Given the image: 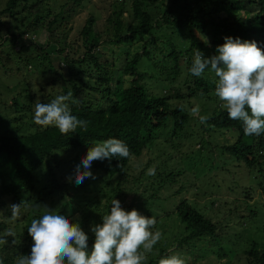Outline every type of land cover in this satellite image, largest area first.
Here are the masks:
<instances>
[{"label": "trees", "instance_id": "obj_1", "mask_svg": "<svg viewBox=\"0 0 264 264\" xmlns=\"http://www.w3.org/2000/svg\"><path fill=\"white\" fill-rule=\"evenodd\" d=\"M51 1L36 0L31 3L28 0H6L0 6V30L6 29L11 34L6 37L0 34V45L10 40L13 46L8 52L15 51L16 44H20L25 35L39 27L50 35L45 43H31L28 52L19 55L20 60L24 58L25 64L31 69H40L35 73L44 82L39 81L40 87L33 90L31 85L19 80L15 86L19 91L6 102L1 101L2 105L10 107L11 112L6 114L9 127L2 126L10 128L8 133H0V204L12 199L14 204L25 202L22 209L34 206L38 208V213L44 214L41 206L43 200L58 193L62 198L70 189L76 192L75 200L100 203V199L93 201L87 192L80 193L86 189L91 178H86L79 185L74 180L70 182L69 177L74 178L75 169L67 172L64 161L57 160L55 166L52 161L59 151L68 154L75 152L79 156L83 149L93 146L92 143L119 138L128 145L131 153L129 158L113 157L111 160L94 161L91 165L95 170V178L113 186L108 203L92 226L100 224L102 216L110 212L113 199L120 200L122 204L130 193L136 192L133 186L135 188L137 184H144L141 177L143 172L140 176L132 173L134 158L141 157L154 146L164 149L168 144V152L173 147L180 149L176 139L186 138L188 148L194 147L196 143L201 144L200 149L191 152L190 159L181 160L184 165L202 174V186L200 192L183 199L176 206L174 214L177 213L178 218L172 220L168 213L171 223L168 228H165V224H159L152 229L154 232L159 230L162 238L152 252L146 253L147 264H159L161 258L173 255L178 250L185 253L184 249L190 251L198 245L203 247L211 244L215 237L226 236V232L233 234L236 240L250 227L256 229V235L245 246L241 243L245 235L239 237L243 249L239 252L245 255L247 262L240 263L242 259L235 252L232 253L230 264H264V200H252L254 191L260 189L264 193V134L246 136L242 122L228 118L223 102L215 95L217 78L214 73L206 70L202 77H195L189 72L197 49L205 57L217 55V47L225 43V37L254 40L264 50V0H183L181 5H178L181 0H116L110 3L108 37L111 41L123 44L121 53L110 61L105 52L97 50L104 42V32L97 30L95 18L90 17L80 31L86 50L80 55L79 46L66 41L60 49V54L64 55L61 66L51 62L44 44L59 42L61 36L53 34V31L57 32L60 20L67 19L69 13L66 15L65 9H70L71 3L57 9ZM83 1L73 0L72 3L83 4ZM160 2L165 6L163 13L157 14L161 10H150V5L156 7ZM24 12H27V16H24ZM6 18L16 20L14 30L18 26L22 30L12 31V19L7 21ZM26 18H31L28 23ZM162 30L172 31L163 33ZM154 32L158 33L157 36H152ZM161 35L167 36L166 49L170 50L166 59L160 62L166 77L152 81L155 76L142 68V59H152L148 45L158 43L157 39ZM137 40L143 41V53L136 52L129 59L131 51L128 45L137 43ZM25 49L26 43L20 50L24 52ZM162 52L165 50L162 49ZM33 58L37 60L31 61ZM11 59L5 56L7 62ZM119 59L124 61L120 67ZM154 64L158 66L159 62L151 65ZM141 68L143 71H140ZM154 87L160 92L154 93ZM69 91L72 92V98L67 103L72 114L88 121L87 130L78 128L76 132L64 135L56 127L45 128L34 123L36 98L41 103H48L58 95H67ZM37 92H40L39 97ZM195 104L200 108V115H210V119L186 135L192 119L200 122L198 116L191 114ZM26 112L29 114L26 115ZM228 130L238 134L228 142L213 140L220 157L213 160V157L200 156L207 144L212 143V139H206L207 134L210 137L215 131ZM164 134L172 135L163 138ZM150 159L155 170L145 175L147 182L151 183L144 187L145 190L149 189L153 198L162 200L160 195L172 178L180 173L170 171L157 158ZM150 166L151 160L146 163V168ZM44 167L49 168V176L46 178L47 173H44V181H40L39 172ZM193 177L197 181L196 176ZM208 184L218 187L220 192L246 196V200H241L244 202L242 204L250 209L254 215L252 219L256 220L252 221L244 213L238 214L242 226L236 227L235 220L229 215L224 220L216 219L222 207L211 206L215 200L209 196L206 197L207 202L200 201L207 194L205 188ZM69 204L66 202V207ZM145 205V201H132L128 208L129 211L133 208L138 210V207L144 209ZM214 211L215 215L212 214ZM145 212L151 215L150 211ZM11 215L10 206L5 210L0 208V230L12 229L11 223L20 224V218L13 221ZM25 232V236L16 234L15 245L11 243L14 237H8L9 243L0 247L3 264H16L17 257L31 253L30 243L33 241L26 243L29 237L28 231ZM88 236L91 251L95 235ZM170 247L173 251H169ZM221 251L219 254L211 252L207 255L208 260L213 264L220 260L219 264H222L221 257L228 258L229 254Z\"/></svg>", "mask_w": 264, "mask_h": 264}, {"label": "rangeland", "instance_id": "obj_2", "mask_svg": "<svg viewBox=\"0 0 264 264\" xmlns=\"http://www.w3.org/2000/svg\"><path fill=\"white\" fill-rule=\"evenodd\" d=\"M28 1L32 3L35 2L36 0H28ZM115 1L116 0H84L83 4H77V3L73 4L72 3L73 0H52L51 4L57 9L61 8L62 6L64 7L68 3H71L72 9L66 7L65 9L66 15L69 13L67 15V19L62 20V22L60 20V23L58 24V29L56 30L57 32L53 31V34H57L61 36L59 42H51V44L48 45L44 44V49H46L47 54H49L51 62L57 66L63 65L64 61L62 59V56L64 55L60 54V49L65 45L66 41L69 44L78 45L80 48V55L84 53L86 48L83 44V38L81 37L80 31L82 30L87 19L90 17L95 18L97 30L104 32L103 35L104 42L97 47V50L105 52L109 60L113 61L115 58L114 56L121 53V46H123V44H118L115 41H111V38L108 37V33L110 32V30L108 29L110 27L109 24L107 23V17L109 15L110 9L112 8V5H110V3ZM5 2L6 0H0V6L4 5ZM182 3L183 0H181L178 5H181ZM174 7H178V6L174 5ZM164 9L165 6L163 5L162 2L158 3L156 7L150 5L151 11L161 10V12H157V14L163 13ZM24 13H25L24 16H27V12ZM8 19H12V18H6L7 21H9ZM30 19L31 18H26V23H28ZM15 24H16V20L12 19V25H11L12 31L19 32L20 30H22L19 26L17 29L14 30ZM24 28L26 27L24 26ZM164 31L171 32L172 30H162L161 32L164 33ZM0 34H2L3 37H6L7 35L9 36L11 35L6 32V29L0 30ZM157 34L158 33L154 32L152 36H157ZM49 36L50 35L46 30L40 29L39 27L38 30L34 32L32 31L31 33L25 35L22 39V42L20 44H16L15 51L9 50L10 52H8V49H10L13 46V43H9L10 40L6 41L5 44L0 45V133H8V129L10 128H2V126L9 127V124L6 123L7 122L6 114L11 112L10 107H5L4 105L1 104V101L6 102L8 98H13V96L19 91L18 89H16L15 86L20 81L25 82L29 86L31 85L33 90L34 89L38 90L37 88L40 87L39 81L44 82L43 79L41 78L38 79L39 76L36 75L35 73L38 72L40 69H36V68L31 69L30 66L25 64L24 58L20 60L19 55L21 53H26L25 51L28 52L31 43L34 42L36 44L45 43L46 41H48ZM166 39H167L166 35H161L159 36V39H157L158 43L149 44L148 51L151 53L152 59H148V58L142 59V68L148 73H152L155 76L154 79H152V81H155L158 77H162V79L166 77V75L162 73L161 70L162 64H160L162 60L166 59V55L170 52L169 49H166L168 48ZM24 43H26L27 49H25L24 52H22L20 49H23ZM129 46L131 51V56L129 59H131L136 52L143 53L142 50L144 46L143 41L140 42L137 40V43L128 45V47ZM162 49H164L165 52H162ZM5 56L12 59L7 62L5 60ZM34 60L37 59L34 58L31 59V61ZM154 62H159L158 66L156 64L151 65ZM123 63H124L123 59L118 60L119 67L122 66ZM142 68L140 69V71H143ZM25 72H28V74H26ZM166 89L169 88L167 87ZM49 90L52 91L51 89ZM152 91L154 93L160 92V90L156 89L155 87L152 88ZM37 95L39 97L40 92H37ZM35 101L37 102V98L35 99ZM196 105L198 104H195V106ZM27 114H29V112H26V115ZM200 125L201 123L197 121V119H192L190 128L188 129L186 135L189 134L193 128L197 129ZM23 129H26L25 126H23ZM237 134L238 132L230 131V130L215 131L210 137L207 134L206 139H210V140L212 139V143L211 145L207 144L206 148H204L200 156L213 157V160H215L216 157H220L214 145L215 139L219 140L220 142L222 141L228 142L232 140L234 135ZM169 135L171 136L172 134H164L163 138L165 136L167 138ZM176 141L179 144L180 149H175L173 147L171 152H168L169 150L168 144L165 146L164 149L156 148V146H154L151 150H146L141 157L134 158L132 164V173L136 176H140L141 173L143 172L141 177L143 179L142 182L144 184L142 185L137 184L135 188L133 186V189L136 192L130 193L127 196V198L123 200L121 204L125 210L129 211L128 205H130L132 201L134 202L145 201L146 205L144 206V209L138 207V210L141 212V214L142 213L146 214L147 217H151V216H154L155 218L157 217L158 220L156 226L159 224H165V228H168L169 225L171 224L169 221L168 213L171 215L172 220L173 218H178L177 213L174 214L176 206L180 204V202L183 199L189 198L195 195L196 193L200 192L202 186L201 183L202 179H200L202 174L190 169L189 167L184 165L183 161L181 160V159H190L191 152H195L198 149H200L201 144L196 143L194 147L188 148L186 138H181L179 140L176 139ZM88 148L89 147L83 149V151L79 153V156L76 155L75 152L71 154L63 153L60 151L57 152L55 158L52 161L53 166H55L57 160L64 161V166L67 167V172H72L76 168V165L81 162V158L87 154ZM150 157L157 158L159 161H163L165 166L168 167L170 171H175L178 174L180 173L179 175L174 176L172 178V182L169 183L168 187L164 189L163 193L160 195L163 198L162 200L153 198V196L151 195L152 193H149V189L145 190L146 188L144 187V186H149V184L151 183V182H147L145 175H147L149 171L155 170L154 169L155 165L153 164L152 159H150ZM149 160H151V166L146 168V163ZM168 168H166V170H168ZM81 169H83L82 165H81ZM90 171L93 174L95 173L94 172L95 170H93L92 166L90 168ZM206 172L207 171H205V173ZM44 173H47L46 176L47 178L49 176L48 167H44L41 170V172H39L40 181H44V177H43ZM193 175L196 176L195 178H197V181L194 180ZM35 185H37V183H35ZM182 186L183 188H180ZM112 187L113 186L107 184V181L105 180L91 178L89 180V184L87 185L86 189L81 190L80 193L87 192L88 196L91 195L90 198L93 201H97L100 199L99 200L100 203L92 202V201L88 202L86 200L83 202L75 200L73 198L75 197L76 192L74 189H70L67 192H65L64 197L62 198L59 197V193H58L51 198H47L43 200L41 202V206L43 207L42 211L44 214L46 211H48V209L53 211L59 209L61 213L62 211H64L63 213L64 215H67L73 223L78 222L82 227V229L86 231L87 234L91 235L93 234L91 232L92 223L97 217H99L100 214H102L103 207L106 205V203H108V200L112 194ZM179 189H181V191H179ZM205 189L207 194L204 198H201L200 201L202 203L207 202L206 197L209 196L215 200V203L211 206L222 207V209L220 210V214L217 217H215L216 219L224 220V218L229 215L232 219L235 220L234 223L236 227L242 226V220L238 214L244 213L252 221L256 220V219H252L254 215L251 214L252 212L250 211V209L244 206V204H242L244 202L241 200L243 199L246 200V196L242 195L241 193L232 195L231 193L222 192V191L220 192L218 187L211 186L209 184L208 187H206ZM219 197L221 200L219 199ZM236 198H238L239 200ZM83 199L86 198L83 197ZM252 200L254 201L264 200V193L261 192L260 189L254 191V197ZM66 202H70L68 207H66ZM12 204H14V201L12 199H8L6 200L5 204H0V208L5 210L8 206ZM84 208L86 209V211H83ZM145 210L150 211L151 215L148 214V212H145ZM212 214L215 215V211L212 212ZM42 215L43 214L38 213L37 207L34 206L26 207L25 209H22L20 224L11 223L10 224L12 228L11 230H13L16 234H20V233L24 234L26 233L25 230H27V228L30 226L31 220L34 218H39ZM3 231L4 230H0V233H2ZM225 234L226 236H224L223 238L215 237L213 243L211 244H207L206 246L203 247L201 245H198L197 247H194L190 251H188V249H184L185 253L178 250L175 251V254L173 255L178 254L181 258L186 260V264H213L208 260L207 255H209L213 251L219 254L221 248L223 247L221 253H228L229 257L227 258L222 256L221 257L222 264H230L232 260L231 259L232 253L235 252H238L237 255L240 256V260L242 259L240 263L242 262L246 263L247 260L245 255L240 254L241 252H239V251H243V249L241 248V243H243V245L245 246L246 243L250 241L251 238H253V236L256 235V229L250 227L243 234L239 235L236 238V240L234 235L230 234V232H226ZM207 235L212 236L210 233H207ZM243 235H245L246 238L240 243L239 237L241 238ZM27 237H29V240H27L26 243H28L29 241H33L31 236L28 234V232H27ZM32 244L33 243H30V249L32 247ZM173 244L176 245L177 244L176 241H174ZM3 245L4 244H1L0 247ZM169 251H173V248L170 247ZM28 255H30V253ZM219 261L216 264H219ZM145 264H147V262H145Z\"/></svg>", "mask_w": 264, "mask_h": 264}, {"label": "clouds", "instance_id": "obj_3", "mask_svg": "<svg viewBox=\"0 0 264 264\" xmlns=\"http://www.w3.org/2000/svg\"><path fill=\"white\" fill-rule=\"evenodd\" d=\"M217 53L205 57L197 49L190 74L202 77L206 70L214 73L217 78L215 95L223 102L228 118L242 122L246 136L264 134V50L254 40L225 37V43L217 47ZM71 98V91L48 103H41L38 98L34 106V123L45 128L56 127L64 135L76 132L78 128L87 130L88 121L72 114L67 103ZM191 114L198 116L201 124L210 119V115H200L199 106L192 108ZM92 144L76 165L74 178L69 177L70 182L74 180L79 185L86 178L95 179L90 171L94 161L113 157L126 159L131 155L128 145L119 138ZM24 205L25 202L10 205L11 220L21 217ZM156 224L154 216L147 217L135 208L127 211L120 200L113 199L110 212L102 216V223L91 227L95 242L89 251V236L80 224L73 223L59 209H48L41 217L31 220L27 228L33 240L31 253L17 257L16 264H145L146 253L152 252L162 238L159 230H152ZM8 237H14L13 245L17 243L16 233L6 229L0 233V244H8ZM159 264H186V260L178 254L169 255L161 258Z\"/></svg>", "mask_w": 264, "mask_h": 264}]
</instances>
